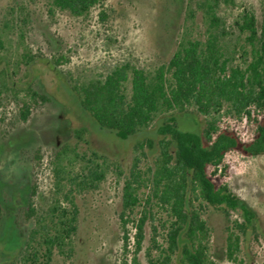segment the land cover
<instances>
[{
  "label": "rangeland",
  "instance_id": "rangeland-1",
  "mask_svg": "<svg viewBox=\"0 0 264 264\" xmlns=\"http://www.w3.org/2000/svg\"><path fill=\"white\" fill-rule=\"evenodd\" d=\"M202 2L106 0L102 20L98 7L85 17H74L53 8L52 0H0V82L8 88L0 96V204L5 211L0 252L19 253L23 247L35 224L26 217L30 201L37 213L47 214L55 198L67 204L64 196L71 193L79 207L75 251L71 257L56 256L52 264H123L130 259L135 228L133 223L128 225L126 254L119 219L122 189L136 160L142 178H150L158 146L137 152L134 146L146 138L157 140V124L121 139L92 121L71 87L103 79L125 64L152 72L168 64L183 40L204 41L209 23ZM263 4L264 0H236L235 5L221 4L217 14L233 32L244 8L253 10L260 23ZM24 55L33 60L26 64ZM236 58L241 62V57ZM28 88L46 95L49 102L32 103ZM23 102L31 105L27 122L19 119ZM177 122L182 131L198 130L189 115H180ZM232 124L245 140L250 137L251 125ZM83 128L87 132L79 139L75 132ZM96 164L106 172L105 180L95 189H82L79 183ZM225 164L228 175L215 181L228 184L255 212L258 231L243 239L237 261H231L226 255L228 222L219 212L208 211L209 254L215 264H264V155L252 158L231 152ZM139 193L142 205L132 214L136 219L150 189L142 187ZM152 208L154 219L145 225L138 255L141 264H148L146 253L155 234L158 244L167 248V215ZM235 219L240 217L232 213L231 222ZM151 253L156 258L161 254L156 249ZM20 258L0 259V264H20Z\"/></svg>",
  "mask_w": 264,
  "mask_h": 264
},
{
  "label": "trees",
  "instance_id": "trees-1",
  "mask_svg": "<svg viewBox=\"0 0 264 264\" xmlns=\"http://www.w3.org/2000/svg\"><path fill=\"white\" fill-rule=\"evenodd\" d=\"M105 1L52 0V6L74 17H85L98 7V17L104 20ZM235 1L203 0L209 23L206 39L183 40L167 65L149 72L125 64L103 79L71 87L92 121L121 139L157 124V140L146 138L134 146L135 152L158 146L159 156L154 168L149 169L150 178H142L136 160L122 189L119 219L126 254L130 245L128 225L133 223L135 228L134 250L123 264H141L138 255L145 225L154 219L153 206L166 213L169 225L167 248L158 244L156 234L152 237L146 253L148 264H215L209 254L208 211L219 212L228 222L226 255L231 261H237L243 239L258 231L255 212L228 184L215 181V177L228 175L225 159L229 153L252 158L264 155V4L260 23L253 10L244 8L230 32L217 9L221 4L235 5ZM24 58L26 64L33 60L28 55ZM7 89L6 82H0V96ZM27 93L32 103L49 102L46 95L32 88ZM30 115L31 105L23 102L20 121L27 122ZM180 115L191 116L197 132L182 131L177 122ZM232 123L251 125L250 137L245 140ZM86 132L83 128L75 134L83 139ZM105 178L106 172L96 164L79 186L95 189ZM142 187H149L150 196L136 219L132 214L142 205ZM73 197L71 193L64 196L70 208L55 198L47 214L37 213L30 201L26 217L34 219V228L19 253L0 252V259L13 261L21 255L20 264H52L56 256H73L79 230V207ZM4 213L0 204V221ZM232 213L240 219L231 222ZM152 249L160 256L154 257Z\"/></svg>",
  "mask_w": 264,
  "mask_h": 264
}]
</instances>
